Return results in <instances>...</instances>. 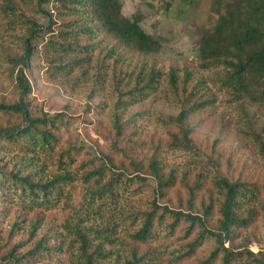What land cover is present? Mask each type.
Masks as SVG:
<instances>
[{"label": "trees", "instance_id": "trees-1", "mask_svg": "<svg viewBox=\"0 0 264 264\" xmlns=\"http://www.w3.org/2000/svg\"><path fill=\"white\" fill-rule=\"evenodd\" d=\"M4 1L12 11L19 10V0ZM52 1L37 0V12L41 9L50 21L47 6ZM56 1L60 14L89 16L88 25L79 34L89 35L92 40L95 34L102 35L82 50L103 48L105 60L112 58L116 77L119 67L126 66L127 71L140 68L135 92L154 90L162 74L158 62L163 46L144 30L139 14L125 16L122 0ZM222 1H218L215 26L201 34L199 60L206 63L205 67H223L224 85L232 101L247 115L249 111H258L264 116V0H228L220 5ZM30 24L22 39L23 54L9 60L18 68L19 98L10 104L0 103V204L6 211L17 205L22 212L33 213L39 222L46 212L55 210L77 182L85 189L91 205L97 199H107L116 205L128 185L135 180L145 185L149 177L156 185L157 202L150 212H138L130 218L132 224L138 223L139 218L143 222L139 229L130 228L122 238L115 237L108 219L102 228H97L85 226L83 214L76 212L75 218L66 215L61 224L67 233L65 242L50 228L24 254H17L20 245L7 249L0 264H162L154 243L166 217L172 221L164 230L169 234L185 224L183 253L171 259V264H264V250L255 253L250 249L259 229L257 224L264 218V186L242 175L209 180L201 174L167 168L156 158L143 164L126 156L128 151L139 149L184 152L206 158L219 171L227 150L220 141L199 135L187 121L190 114L205 105L194 90L189 91L191 77L186 74L181 84L172 70V87L177 91L182 88L181 111L178 116L161 121L167 129L166 138H135L126 132L118 118L112 127L100 128L98 133L114 152L124 155V161L117 164L108 154L94 158L87 148L63 141L69 125L65 115L52 116L30 99L32 87L26 71L33 60V46L40 44L43 35L53 33L54 25L51 22L44 28L36 21ZM84 62L87 60L75 64ZM145 78L146 84L142 86ZM261 148L264 149L263 142ZM232 153L225 162L228 168L232 166ZM17 226L14 224L9 232L8 242L12 241ZM208 241L213 242V251L207 258H197ZM104 244L118 245L120 252L113 258Z\"/></svg>", "mask_w": 264, "mask_h": 264}, {"label": "rangeland", "instance_id": "rangeland-1", "mask_svg": "<svg viewBox=\"0 0 264 264\" xmlns=\"http://www.w3.org/2000/svg\"><path fill=\"white\" fill-rule=\"evenodd\" d=\"M122 1L124 15L139 14L144 30L162 43L158 62L162 74L153 91L135 92L140 68L127 71L126 66L119 67L116 71L119 76L116 77L112 72V58L105 60L103 48L82 50L85 45L94 44L102 37L95 34L92 40L89 35L79 34L88 25L89 16L60 14L58 3L53 0L47 6L50 21L41 9L38 8L37 12V0H19V10L15 11L6 1L0 0V103L10 104L19 98L18 68H14L9 60L23 54L22 39L31 27L30 22L36 21L44 28L52 22L53 33L43 35L40 44L33 46V60L26 74L32 87L30 99L36 100L52 116H66L69 125L63 136L65 143L87 148L94 158L111 155L119 164L124 161V155L114 152L110 143L98 133L100 128L112 127L118 118L126 132L135 138H166L167 129L161 121L176 117L181 111L179 90L182 88L177 91L172 87L170 75L173 70L181 84L186 74L191 77L189 91L194 90L205 103L200 111L190 114L187 121L199 135L220 141L227 150L221 168L218 171L206 158L184 152L139 149L128 151L126 156L143 164L156 158L167 168L201 174L209 180L242 175L254 184L264 186V149L261 148V143H264V116L258 111H249L247 115L232 101L230 91L224 85L223 67H205L206 63L199 60L201 34L215 26L219 0ZM227 1L223 0L220 5ZM84 59L87 62L75 64ZM145 84L146 78L142 86ZM230 152H233L232 166L228 168L225 162L230 158ZM147 181L145 185L138 184L137 180L128 185L116 205L107 199H97L91 205L85 189L77 182L70 194L60 199L55 210L46 212L39 222L33 213L26 214L17 205L6 211L0 204V258L15 245H20L17 254L26 253L50 228H54L60 240L65 242L67 233L61 227L62 219L66 215L75 218L76 212L83 214L88 227L102 228L108 219L115 229V237L122 238L130 228L139 229L143 222L139 218L138 223L132 224L130 218L138 212H150L153 203L157 202L156 185L150 177ZM91 206L96 208L87 210ZM171 222L169 217L165 218L154 243L162 256V264H171V259L183 253L181 239L185 224L178 227L176 233L169 234L164 230ZM16 223L15 235L8 242L9 232ZM35 224L36 231L33 229ZM257 226L259 229L250 248L255 253L264 250V218ZM103 246L112 252L113 258L120 252L118 245ZM213 248V242H206L197 258H207Z\"/></svg>", "mask_w": 264, "mask_h": 264}]
</instances>
